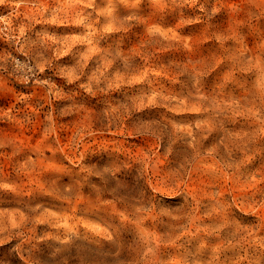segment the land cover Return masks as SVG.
Here are the masks:
<instances>
[{
    "label": "clouds",
    "instance_id": "1",
    "mask_svg": "<svg viewBox=\"0 0 264 264\" xmlns=\"http://www.w3.org/2000/svg\"><path fill=\"white\" fill-rule=\"evenodd\" d=\"M0 6L9 9L0 17L7 45L0 48V92L9 82L40 88L48 105L0 108V121L25 127L43 111L51 153L0 135V156L14 173L0 168V246L11 245L15 264H168L173 254L186 264H264V219L249 228L234 212L239 204L264 217V154L257 157L264 149L256 144L264 138V0H0ZM69 27L76 32L61 31ZM164 73L169 80L160 78ZM31 100L18 94L17 103ZM89 107L95 111L87 127L73 123L62 145L60 122H78ZM238 126L248 130L236 135ZM104 135L115 148L81 151ZM144 142L151 143L146 151L124 148ZM65 147L72 160L62 172L44 176L39 191L23 183ZM254 157L259 171L251 167ZM202 171L213 177L203 196L189 187ZM242 185L255 191L237 200ZM165 189L178 198L157 199ZM157 232L166 235L158 239Z\"/></svg>",
    "mask_w": 264,
    "mask_h": 264
},
{
    "label": "rangeland",
    "instance_id": "2",
    "mask_svg": "<svg viewBox=\"0 0 264 264\" xmlns=\"http://www.w3.org/2000/svg\"><path fill=\"white\" fill-rule=\"evenodd\" d=\"M9 16V9L7 6H0V17H8ZM226 20V17H225ZM5 20H0V24H4ZM7 23H14V21H7ZM113 25H108V27H112ZM61 31H67L69 33H74L76 30L74 28H67V29H61ZM117 34H112V38L115 39ZM75 38V37H74ZM198 42L203 46L204 44V33L202 31L199 32L198 35ZM7 45L4 44L3 41H0V48H6ZM132 51H138L139 45L133 43L132 44ZM91 52H95L96 49H90ZM162 55H167V53H162ZM64 59H67L66 57ZM161 79H164L165 81L169 80L170 77L164 73L160 77ZM224 79L226 82L230 81L232 79L231 74L225 73ZM55 81L58 85H62L63 81L59 77L55 78ZM7 91L0 92V108H4L5 110L12 108L14 105L16 108H20L23 112V110H27L29 112H32L37 108V105H44L43 111H46L48 108V105L45 102L44 99V93L40 88H29V89H23L20 85L15 84L14 82H9L7 85ZM27 92L31 95L32 100L29 104L25 105L23 103H17L18 94L21 92ZM219 99V97H217ZM227 99V98H225ZM234 101H239L240 97H232ZM88 104L90 106H96L97 101L88 99ZM43 111L39 114L37 118H34L31 123L27 124L25 127H20L19 125L10 124L4 121H0V135H5L8 137H15L18 141H21L29 148H40L45 150V155L50 156L51 153L48 152L46 149L49 147L47 144V141L43 139L42 132L44 130V124L43 121ZM94 107H89L87 111H85L84 115L80 117L78 122H65L61 121V127L59 129V136H60V142L62 145L67 146L69 143V140H71L73 136V123H78L80 127L86 128L88 125V121L90 119L89 113L94 112ZM238 120H240L241 123H243L242 117H237ZM239 128V126H238ZM248 128L245 126L244 128H239V130L235 133L236 135H239L243 131H247ZM258 149H264V138H259L256 141ZM115 148L116 145L114 144L112 137L110 135H104V136H98L96 139L90 140L88 143H86L81 151L87 153L91 151H97L100 148ZM148 147H151L150 142H144L141 143L138 146H132L129 144L124 145V148L128 152H132L135 154L136 152L146 151ZM261 154H264V152H261L258 150L257 157ZM58 159H55L51 162H46L44 167L45 171H43L40 175L32 176V177H23V183L27 186L35 187L37 191L42 189L44 185L40 183V181L43 179L44 176H47L51 173V171H59L62 172L64 170L65 164L72 160V152L68 150L67 147H65V150L63 153L58 154ZM257 157L253 158V163L251 164V167L259 171L260 165L256 163ZM0 168H2L5 171V174H12V168L11 164L4 156H0ZM161 168L165 169V171H162L160 173V179L167 180L168 179V171H167V162H164L161 164ZM192 183L189 185V187L194 190L195 192L199 193L200 195H205L209 187L213 184V177L209 175L207 171L202 172H196L193 173L191 176ZM225 189H227V184L222 185ZM260 185H257L259 187ZM255 191V189L252 188L251 185L248 186H240L239 188L235 189V198L239 200V198L247 195L251 196L252 193ZM227 194V191H226ZM157 199H160L163 197L165 200H171L176 197V195L172 192H169L168 190H162L158 193H156ZM10 202V198L5 196L3 198L2 203L4 205H7ZM176 201H172V203H175ZM111 211L113 213H118V209L115 206H111ZM234 212L236 216L240 217L243 221H245V226L249 228H255L260 226L262 219L261 215H258L256 213H253L248 208L240 207L239 204L234 205ZM166 234L157 232L155 236L159 238H163ZM174 246L169 244L165 246L166 251H170ZM219 248V246H218ZM11 245L5 244L3 246H0V261H6V260H12L13 264H15V257L14 254L10 253ZM168 264H186V261L183 257L179 255H171L169 257Z\"/></svg>",
    "mask_w": 264,
    "mask_h": 264
}]
</instances>
